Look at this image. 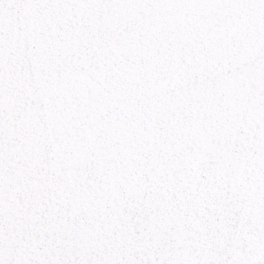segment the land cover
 <instances>
[{"label":"snow or ice","instance_id":"snow-or-ice-1","mask_svg":"<svg viewBox=\"0 0 264 264\" xmlns=\"http://www.w3.org/2000/svg\"><path fill=\"white\" fill-rule=\"evenodd\" d=\"M0 264H264V0H0Z\"/></svg>","mask_w":264,"mask_h":264}]
</instances>
